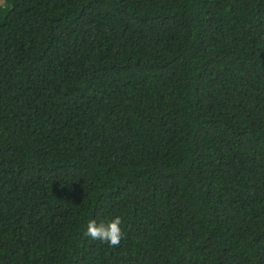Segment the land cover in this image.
<instances>
[{
	"label": "trees",
	"instance_id": "trees-1",
	"mask_svg": "<svg viewBox=\"0 0 264 264\" xmlns=\"http://www.w3.org/2000/svg\"><path fill=\"white\" fill-rule=\"evenodd\" d=\"M0 264H264V0H0Z\"/></svg>",
	"mask_w": 264,
	"mask_h": 264
},
{
	"label": "clouds",
	"instance_id": "clouds-1",
	"mask_svg": "<svg viewBox=\"0 0 264 264\" xmlns=\"http://www.w3.org/2000/svg\"><path fill=\"white\" fill-rule=\"evenodd\" d=\"M121 223L122 218L120 216L107 221H101L99 224L95 220H89L85 235L116 247L119 246L123 236Z\"/></svg>",
	"mask_w": 264,
	"mask_h": 264
}]
</instances>
